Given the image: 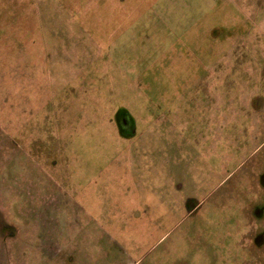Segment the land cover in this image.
Instances as JSON below:
<instances>
[{"label": "rangeland", "instance_id": "rangeland-1", "mask_svg": "<svg viewBox=\"0 0 264 264\" xmlns=\"http://www.w3.org/2000/svg\"><path fill=\"white\" fill-rule=\"evenodd\" d=\"M262 175L264 0H0V264H264Z\"/></svg>", "mask_w": 264, "mask_h": 264}, {"label": "flooded vegetation", "instance_id": "flooded-vegetation-1", "mask_svg": "<svg viewBox=\"0 0 264 264\" xmlns=\"http://www.w3.org/2000/svg\"><path fill=\"white\" fill-rule=\"evenodd\" d=\"M117 123L120 127V132H124L126 130H128L130 127H132V123L130 122V119L126 116V113H119L117 116ZM133 129V128H132ZM131 136H133V133H131L128 138H132ZM124 137V136H123ZM167 151V150H166ZM262 184L264 186V175H262Z\"/></svg>", "mask_w": 264, "mask_h": 264}]
</instances>
